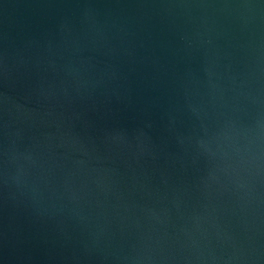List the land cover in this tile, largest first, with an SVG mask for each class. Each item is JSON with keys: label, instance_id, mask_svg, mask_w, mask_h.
<instances>
[{"label": "water", "instance_id": "95a60500", "mask_svg": "<svg viewBox=\"0 0 264 264\" xmlns=\"http://www.w3.org/2000/svg\"><path fill=\"white\" fill-rule=\"evenodd\" d=\"M0 264H264V0H0Z\"/></svg>", "mask_w": 264, "mask_h": 264}]
</instances>
